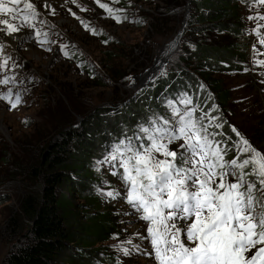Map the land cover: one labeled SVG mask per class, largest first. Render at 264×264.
Segmentation results:
<instances>
[{
  "label": "trees",
  "instance_id": "16d2710c",
  "mask_svg": "<svg viewBox=\"0 0 264 264\" xmlns=\"http://www.w3.org/2000/svg\"><path fill=\"white\" fill-rule=\"evenodd\" d=\"M239 1L246 0H192L193 21L184 34L194 38L192 48L184 51L182 43L171 59L175 66L141 89L131 104L120 110L101 109L79 128L69 118L60 120L56 134L23 144L21 156L6 155L0 170V190L7 193L0 195V205L17 193L19 209L12 211L4 224L1 236L13 245L3 264H117L120 257L110 251V243L118 239L122 228L112 209L94 194L101 173L104 176L97 162L121 140L146 142L136 139L143 137L140 126L150 127L152 120H168L179 97L191 99L189 106L197 109L196 118L204 113L219 116L223 127L216 128L214 121L209 132L221 134L215 139L229 149L226 159L236 155L233 143L239 137L221 113L223 106H230L231 91L220 80L236 68L232 62L240 51L236 44L240 36L248 34ZM109 6L129 9L128 0ZM180 6L181 0H159L152 13L138 18L137 29L145 28L150 19L154 23L145 36L168 35L169 31L162 28L169 29L175 21L173 10ZM102 40L105 48L111 46L104 36ZM74 53L71 50V57L89 80L106 86L95 67ZM180 56L186 66H180ZM204 84L209 85V91H204ZM203 123L208 124V120Z\"/></svg>",
  "mask_w": 264,
  "mask_h": 264
},
{
  "label": "rangeland",
  "instance_id": "374dc122",
  "mask_svg": "<svg viewBox=\"0 0 264 264\" xmlns=\"http://www.w3.org/2000/svg\"><path fill=\"white\" fill-rule=\"evenodd\" d=\"M65 1L67 8L62 14L65 17L62 25L57 26L58 14L51 15V20L37 18L36 25L41 33L48 34L47 43L43 46L38 42L34 31H31L29 38V32L26 33L25 29L20 32L23 39L16 47V52L8 51L4 45L2 60L5 56H10L12 59L9 65L15 63L16 67H10L9 71L3 73L15 76L16 82L7 86L0 85V93L11 87L14 94H21L23 102L16 109L10 110V105L0 100V170L6 155H22L23 144H34L40 137L49 133L56 134L60 120L69 118L74 127L79 128L101 109L114 107L120 110L123 105L131 104L141 89L154 84L175 66V62L170 60L162 76L146 83L147 71L153 67L158 57L163 56L162 47L173 40L182 28L189 0H181L180 8L173 10L175 21L170 24L169 29L162 28L169 31L166 36H145L147 29L154 23L150 19L145 22V28L136 27L138 18L144 13H152V8H155L159 0H128L129 9H121L122 13L119 14L127 17L122 23H117L107 15L95 0H77L76 4ZM247 1H239V12L249 24L248 31L252 35L250 43L254 41L251 50L254 54L252 53L253 57L249 54L251 51L245 40L247 37L240 36L236 44L240 51L232 61L236 68L220 80L231 91L230 106H223L221 113L232 128L237 129L253 147L264 154V65L259 63L264 60V45L258 44L260 41L255 37L258 35V26L264 24V21L249 19L250 16L264 15V5L251 11L246 7ZM101 2L113 5L112 0ZM81 8L86 10L81 11ZM72 12L76 15L73 16ZM193 15L191 6L181 40L184 51H189L194 41L193 37L184 35L193 21ZM81 20L95 29L96 33L101 32L103 35H93L90 30H85ZM261 29L260 39L264 36V27L259 28V33ZM103 36L109 40L110 47L103 46ZM39 39H44V36L41 35ZM62 45H68V48L61 50ZM71 50L75 52L74 55H82L95 67L106 86H98L95 81L89 80L85 71L75 63L73 55L71 58L65 56L64 52L71 53ZM182 59L183 56H180V66H186ZM209 90V85L204 84V91ZM215 117V122L219 124V116ZM168 121L171 125L175 124L174 117ZM181 143L182 140L177 141L170 148L175 150ZM104 155L106 156L97 162L98 167L103 168L104 176L101 173L94 194L102 200L105 207L112 209L122 228L118 239L110 243V251L114 250L119 255L117 264H157L154 257L149 255L153 248L150 238H147V222L140 219L141 213L124 200L128 188L121 179L123 169L118 163L109 166L112 162L106 161V157L110 155V151ZM113 172H118L115 178ZM108 192L120 195V199L115 200L114 195L108 196ZM5 193L6 190H0V195ZM11 198L10 202L0 205V264L4 263L13 245L1 236L9 215L19 209V194L15 193ZM179 223L183 221H178ZM181 239H184L183 234ZM124 249H128L130 255H125Z\"/></svg>",
  "mask_w": 264,
  "mask_h": 264
},
{
  "label": "snow or ice",
  "instance_id": "6c2138e0",
  "mask_svg": "<svg viewBox=\"0 0 264 264\" xmlns=\"http://www.w3.org/2000/svg\"><path fill=\"white\" fill-rule=\"evenodd\" d=\"M95 2L117 23L127 19L116 14L121 9H113L101 0ZM71 3L76 4L77 0ZM259 3L264 5V0ZM72 15L76 14L72 12ZM39 16L34 0H0V25L3 26L0 32L12 35L26 28L30 30L29 38L34 31L43 46L48 34L41 33L37 27ZM249 19L264 21V15ZM81 23L85 30L97 34L89 24L82 20ZM260 27L264 24L258 26V34ZM41 35L44 39H39ZM260 43L264 44V36ZM3 48L0 44V53ZM67 48L68 45L61 46V50ZM64 54L71 58L68 51ZM11 59L10 56L3 58L0 72L16 67L15 63L9 65ZM259 63L264 65V60ZM15 82V76L0 78V85ZM0 100L6 101L10 110L23 102L21 94H14L11 87L0 93ZM181 103L191 105L192 101L185 99ZM196 111L186 108L182 112L172 106L175 125L168 120L160 124L152 120L150 127L140 126L143 137L136 139L146 142L136 144L132 138L121 140L113 146L106 161L118 163L123 169L121 179L128 188L127 203L147 222V238L153 248L149 255L157 264H264V154L233 127L232 131L239 137L233 143L236 155L226 159L229 149L215 139L221 134L209 132L216 117L204 113L196 118ZM205 119L208 124L203 123ZM215 127L223 125L217 123ZM181 140L183 143L177 149L170 148ZM124 254L130 255L129 250L124 249Z\"/></svg>",
  "mask_w": 264,
  "mask_h": 264
},
{
  "label": "bare ground",
  "instance_id": "6f19581e",
  "mask_svg": "<svg viewBox=\"0 0 264 264\" xmlns=\"http://www.w3.org/2000/svg\"><path fill=\"white\" fill-rule=\"evenodd\" d=\"M34 2L37 4V9L40 12L39 17H41L42 19L51 20V15L58 14L59 19L57 26L62 25L65 22V17L64 15H62L65 12V9L67 8L65 0H34ZM48 5H50L51 7H48ZM53 10H55L54 14ZM0 27L3 26L0 25ZM29 31L30 30L25 28L26 33H28ZM20 32L13 33L12 35H7L3 32H0V43H4L7 46L6 48L8 49V51L16 52V47L18 46L19 42L23 39V35H21ZM160 72V68L157 66L154 70L148 73L149 76H147V82L150 78L157 79L158 77H160Z\"/></svg>",
  "mask_w": 264,
  "mask_h": 264
},
{
  "label": "water",
  "instance_id": "95a60500",
  "mask_svg": "<svg viewBox=\"0 0 264 264\" xmlns=\"http://www.w3.org/2000/svg\"><path fill=\"white\" fill-rule=\"evenodd\" d=\"M191 2H192V0H189L188 3H187L186 13L184 15V20H183V23H182V28L175 35L173 40H171L169 43L165 44L162 47V49H161V53L163 55L162 58H160V57L157 58V60L155 61L153 67L150 70L147 71V76H149L148 73L151 72L152 70H154L157 66L160 68V71H161L160 72L161 73L160 76H162V74L164 72H166V67L169 65L170 60L172 59V57L180 49V45H181V40H182V37H183L184 29H185V27H186V25L188 23V19H189V16H190ZM155 79L156 78H150L147 83L153 82Z\"/></svg>",
  "mask_w": 264,
  "mask_h": 264
}]
</instances>
